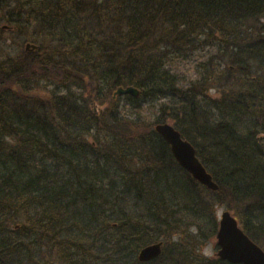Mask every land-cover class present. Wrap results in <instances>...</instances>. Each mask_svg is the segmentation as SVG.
Wrapping results in <instances>:
<instances>
[{
	"label": "trees",
	"instance_id": "16d2710c",
	"mask_svg": "<svg viewBox=\"0 0 264 264\" xmlns=\"http://www.w3.org/2000/svg\"><path fill=\"white\" fill-rule=\"evenodd\" d=\"M218 206L264 250V0H0V264H229Z\"/></svg>",
	"mask_w": 264,
	"mask_h": 264
},
{
	"label": "water",
	"instance_id": "95a60500",
	"mask_svg": "<svg viewBox=\"0 0 264 264\" xmlns=\"http://www.w3.org/2000/svg\"><path fill=\"white\" fill-rule=\"evenodd\" d=\"M35 47L31 43L25 45L27 51H32ZM138 93V89L127 86L117 88L113 96L130 94L136 97ZM154 129L169 144L174 158L183 169L207 189H217V184L196 156L194 147L181 137L172 124L157 123ZM218 219L216 244L218 246L217 256L220 259L230 264H264V250L244 233L237 219L228 210L222 211ZM161 247V241L142 247L138 252V259L144 262L158 257Z\"/></svg>",
	"mask_w": 264,
	"mask_h": 264
},
{
	"label": "rangeland",
	"instance_id": "374dc122",
	"mask_svg": "<svg viewBox=\"0 0 264 264\" xmlns=\"http://www.w3.org/2000/svg\"><path fill=\"white\" fill-rule=\"evenodd\" d=\"M163 102V100H154L152 102H147L146 104V108L149 114V117L151 120H154V118L156 117V109H158V106ZM170 123V121H169ZM225 208L223 206H218L217 207V215L219 216L220 213L224 210ZM214 244H215V240H213L212 242H209L208 244H206V246L203 248L202 250V254H204L205 256L209 257L210 259H215L217 258L216 256V249L214 248Z\"/></svg>",
	"mask_w": 264,
	"mask_h": 264
}]
</instances>
